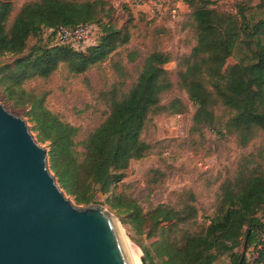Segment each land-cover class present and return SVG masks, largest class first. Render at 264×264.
<instances>
[{"label": "trees", "instance_id": "16d2710c", "mask_svg": "<svg viewBox=\"0 0 264 264\" xmlns=\"http://www.w3.org/2000/svg\"><path fill=\"white\" fill-rule=\"evenodd\" d=\"M13 1L0 0V56H15L12 63L0 68V90L13 105L24 109L37 140L47 142L48 166L59 186L75 202L87 205L96 191L110 192L131 159L147 154L151 144L141 133L151 115L187 110V103L178 96L162 100L174 85L165 67L172 54L152 48L142 58L128 89H120L123 80L113 82L104 92L108 105L105 118L77 141L79 127L48 108L45 91L27 88L24 82L47 78L59 65L71 74L85 73L118 54L131 36L130 8L123 5L126 17L119 23L111 0H25L10 19ZM215 1L185 0L195 43L177 63L176 84L194 105V127L213 125L215 108L223 106L229 111L223 124L225 132L235 135L239 146H246L264 131V17L247 18L246 4L241 2L233 13L217 8ZM259 5H264V0ZM80 23L95 25L94 41L85 49L69 42L38 40L21 54L30 36L57 25ZM48 36L52 40L53 32L48 31ZM235 51L236 61L227 63ZM139 56L138 50L127 49L125 62ZM112 66L119 76L127 73L122 58L114 60ZM187 195L179 208L158 203L146 211L152 223L160 224L164 231L153 241L158 261L146 249L147 264H211L223 255L230 264H246L247 248L258 242V260L264 264V164L254 153L243 155L234 175L220 182L215 212L198 229L189 227L198 208L193 193L187 191ZM107 198L112 207L126 205L134 216L140 214L141 207L133 198L123 201L122 194L115 192Z\"/></svg>", "mask_w": 264, "mask_h": 264}, {"label": "rangeland", "instance_id": "374dc122", "mask_svg": "<svg viewBox=\"0 0 264 264\" xmlns=\"http://www.w3.org/2000/svg\"><path fill=\"white\" fill-rule=\"evenodd\" d=\"M23 1L25 0L13 1L10 19ZM111 1L117 8L114 16L120 23L126 17L123 11L124 3L121 0ZM163 1L166 10L170 2ZM237 2L246 4L244 14L247 18L254 20L264 17V5H259L260 0H216L215 6L221 10L236 13ZM172 6L176 8L174 17H169L165 13L163 17L154 18L173 23V32L170 30L163 34H153L149 31V25H152L153 19L141 14L140 11H132L134 22L131 27V38L128 43L119 48L118 54L94 65L85 73L71 74L64 65H59L47 78L35 77L24 82L27 88L46 92L45 103L48 108L57 112L63 120L79 127L76 140L80 141L105 118L108 105L104 92L113 82L123 80L124 83L120 89H128L136 77L142 58L152 48H163L172 54V59L165 63V67L170 70L174 85L163 94L162 100L167 101L171 97L178 96L187 103V110L172 114L163 112L149 117L141 137L151 144V148L143 157L130 160L123 170V177L112 185L108 193H121L123 201H126V198H133L141 207L140 214L134 216L131 209H125L126 205L112 207L108 201L111 197L107 198L108 194L101 193L100 190L96 191L90 202L100 203L113 213L128 242L140 251V256L144 254L146 259V249H148L157 261L153 241L164 231L159 228L160 224L152 223L145 214L147 210L158 203L179 208L188 198L187 191H191L195 197L194 204L198 208V213L189 227L198 229L214 214L219 184L226 176L234 175L243 155L254 153L256 160L264 164V131H260L246 146H239L235 135L226 133L223 127L229 115L227 108L223 106L215 108L216 118L213 125L193 126L194 105L186 91L176 84L175 72L180 57L189 53L194 45L195 35L189 15L186 13L180 17L178 5ZM38 40L40 43L54 41L53 38L49 40L48 30H43L38 36L28 38L27 46L21 54L26 53ZM127 49L138 50L140 56L134 61L125 62ZM14 58L15 56L11 54L1 55L0 68L7 62L12 63ZM121 58L127 72L124 76H119L112 66L114 60ZM236 59L235 51L226 59V62L232 63ZM0 102L11 112L26 119L24 109L13 105L1 90ZM32 134L37 140L36 132L32 131ZM37 141L47 148L46 141ZM65 194L73 203L79 204L75 202L72 195Z\"/></svg>", "mask_w": 264, "mask_h": 264}, {"label": "water", "instance_id": "95a60500", "mask_svg": "<svg viewBox=\"0 0 264 264\" xmlns=\"http://www.w3.org/2000/svg\"><path fill=\"white\" fill-rule=\"evenodd\" d=\"M141 264H147L144 254ZM0 264H134L128 239L100 203L75 204L27 120L0 102Z\"/></svg>", "mask_w": 264, "mask_h": 264}, {"label": "built area", "instance_id": "2783aa9c", "mask_svg": "<svg viewBox=\"0 0 264 264\" xmlns=\"http://www.w3.org/2000/svg\"><path fill=\"white\" fill-rule=\"evenodd\" d=\"M128 7L143 6L148 7V12L152 17H163L165 13L171 17L176 15V8L172 6L165 10L163 0H121ZM48 31L53 32L54 41L57 43L69 42L77 49H85L87 45L94 41L95 25L90 23H80L75 26L57 25L48 28ZM264 238V233L262 234ZM261 248V243L250 245L246 250V264H263L258 260V252Z\"/></svg>", "mask_w": 264, "mask_h": 264}, {"label": "crops", "instance_id": "0c3cea01", "mask_svg": "<svg viewBox=\"0 0 264 264\" xmlns=\"http://www.w3.org/2000/svg\"><path fill=\"white\" fill-rule=\"evenodd\" d=\"M169 2H170L169 3L170 5H173V4L178 5V8L180 10V17L181 16L183 17L184 15H186V13H187V15H189L188 14L190 12L189 6L183 0H169ZM132 11H140L141 14H144L147 17L153 19V21L151 22L152 25H149V31L156 30V31L161 32L160 34H163L165 32H170V30L173 32V30H174V27H173L174 24L173 23L169 22L168 20H164V19H155L154 17H152L150 15V13L148 12V7H146V6H143L141 8L131 7L130 12H131L132 16L134 17ZM167 16L170 17L169 14H167ZM133 22H134V18H133ZM144 27H146V26H144ZM130 38H131V36H130ZM211 264H230V259L226 255H223V256L215 259Z\"/></svg>", "mask_w": 264, "mask_h": 264}, {"label": "bare ground", "instance_id": "6f19581e", "mask_svg": "<svg viewBox=\"0 0 264 264\" xmlns=\"http://www.w3.org/2000/svg\"><path fill=\"white\" fill-rule=\"evenodd\" d=\"M129 243V247H130V251H131V255H132V259H133V263L134 264H141V260H140V251H137L134 246L131 244V242Z\"/></svg>", "mask_w": 264, "mask_h": 264}]
</instances>
